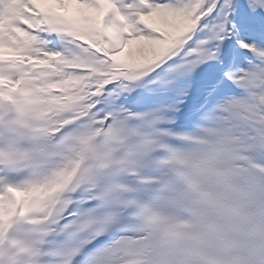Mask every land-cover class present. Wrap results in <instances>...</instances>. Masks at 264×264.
Returning a JSON list of instances; mask_svg holds the SVG:
<instances>
[{"label":"snow or ice","instance_id":"6c2138e0","mask_svg":"<svg viewBox=\"0 0 264 264\" xmlns=\"http://www.w3.org/2000/svg\"><path fill=\"white\" fill-rule=\"evenodd\" d=\"M109 13L0 0V264H164L201 235L199 264H264V0ZM220 125L244 147L216 160Z\"/></svg>","mask_w":264,"mask_h":264},{"label":"clouds","instance_id":"9594fccd","mask_svg":"<svg viewBox=\"0 0 264 264\" xmlns=\"http://www.w3.org/2000/svg\"><path fill=\"white\" fill-rule=\"evenodd\" d=\"M107 2L109 12L112 13L111 22L117 28L121 26L124 28L134 27V17L138 16L146 7V0H107ZM63 71V66H58L56 74L58 75ZM209 136L212 146V159L220 160L226 154H239L244 147L242 138L237 136L231 128L224 125L211 129ZM208 160L209 157L207 156H199L179 161L178 164L186 176L196 178L204 174ZM255 163L264 167V161L256 160ZM151 243L150 240L141 242V247L137 251L144 252ZM212 251L211 237L205 235L189 237L178 241L172 246L170 249L171 258L164 264H199L195 258L196 254L206 257L210 256ZM156 264H161V261H156Z\"/></svg>","mask_w":264,"mask_h":264},{"label":"rangeland","instance_id":"374dc122","mask_svg":"<svg viewBox=\"0 0 264 264\" xmlns=\"http://www.w3.org/2000/svg\"><path fill=\"white\" fill-rule=\"evenodd\" d=\"M111 16H112V13H109V16L106 17V18H107V19H106V22H107V20L111 19Z\"/></svg>","mask_w":264,"mask_h":264}]
</instances>
